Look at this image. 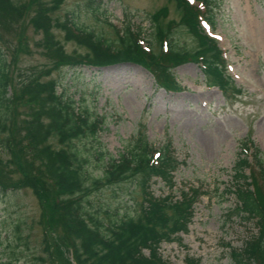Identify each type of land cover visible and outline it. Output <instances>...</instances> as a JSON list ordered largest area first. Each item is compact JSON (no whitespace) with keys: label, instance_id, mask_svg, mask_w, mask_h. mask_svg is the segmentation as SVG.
<instances>
[{"label":"trees","instance_id":"trees-1","mask_svg":"<svg viewBox=\"0 0 264 264\" xmlns=\"http://www.w3.org/2000/svg\"><path fill=\"white\" fill-rule=\"evenodd\" d=\"M84 1L94 6L101 0ZM167 1L177 20L164 21L167 10L159 9L149 17L150 39L143 41L129 28L105 40L73 22H56L52 15L62 0H0V194L21 188L32 192L48 231L40 244L52 264H169L159 246L187 232L193 206L203 193L181 187L174 198L172 174L178 163L170 143L152 150L141 135L116 159L103 151L91 152L84 141L93 140L98 125L87 119L85 109L79 111L73 101L56 93V80L43 81L62 68L130 63L148 72L157 88L171 93L181 90L172 70L194 63L207 88H216L225 98L240 95L217 43L200 26L201 21L214 25L211 0ZM27 25L39 38L33 46L46 67L12 84L9 60L17 57L10 34L12 29L22 33ZM55 28L82 52H65L53 34ZM174 30L188 36L193 47L179 48L172 40ZM20 100L26 106L22 124L14 117ZM240 151L226 193L235 199L232 214L256 225V234L230 256L236 264H264V160L251 142H243ZM153 179L162 181L165 194L150 193ZM127 183L131 189L125 190L130 202L126 210L118 214L109 207H91V194ZM185 264L198 262L187 258Z\"/></svg>","mask_w":264,"mask_h":264},{"label":"rangeland","instance_id":"rangeland-1","mask_svg":"<svg viewBox=\"0 0 264 264\" xmlns=\"http://www.w3.org/2000/svg\"><path fill=\"white\" fill-rule=\"evenodd\" d=\"M161 8L167 10L164 21L177 20L167 0H101L94 6L84 0H62L52 18L73 22L105 40L129 28L149 41V17ZM211 10L214 25L202 28L221 49L226 73L241 91L238 96L225 98L215 88H206L194 63L172 70L181 90L171 93L157 88L148 72L130 63L62 68L43 78L56 80V93L73 101L79 111L85 109L87 119L98 125L93 140L84 141L91 152L103 151L116 159L141 135L152 150L170 143L178 163L172 174L174 198L181 187L197 188L203 195L193 206L187 232L178 241L159 246L169 264H185L187 258L198 264H236L231 250L243 247L256 234V225L232 214L235 199L226 189L233 182L243 142H251L264 160V0H211ZM58 29L53 34L64 51L81 53V48L62 39ZM12 31L11 48L17 58L6 60L14 84L32 71L45 70L46 62L33 46L39 38L30 26L22 33ZM18 35L23 45L15 43ZM172 40L181 49L193 47L183 32L174 30ZM20 101L14 105V117L22 124L26 106ZM129 188V183L108 185L90 195L91 207H109L111 213L120 214L130 204L125 197ZM149 190L154 197L166 193L159 179L151 181ZM47 232L28 188L0 194V264H52L40 244Z\"/></svg>","mask_w":264,"mask_h":264}]
</instances>
